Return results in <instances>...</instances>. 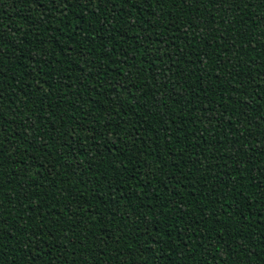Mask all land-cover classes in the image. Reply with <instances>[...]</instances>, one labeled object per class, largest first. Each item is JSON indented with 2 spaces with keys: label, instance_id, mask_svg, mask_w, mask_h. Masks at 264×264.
<instances>
[{
  "label": "trees",
  "instance_id": "trees-1",
  "mask_svg": "<svg viewBox=\"0 0 264 264\" xmlns=\"http://www.w3.org/2000/svg\"><path fill=\"white\" fill-rule=\"evenodd\" d=\"M0 261L264 264V0H0Z\"/></svg>",
  "mask_w": 264,
  "mask_h": 264
},
{
  "label": "snow or ice",
  "instance_id": "snow-or-ice-1",
  "mask_svg": "<svg viewBox=\"0 0 264 264\" xmlns=\"http://www.w3.org/2000/svg\"><path fill=\"white\" fill-rule=\"evenodd\" d=\"M38 2H39V0H38ZM221 6H223V5H221ZM0 264H3V262H2V261H0Z\"/></svg>",
  "mask_w": 264,
  "mask_h": 264
}]
</instances>
